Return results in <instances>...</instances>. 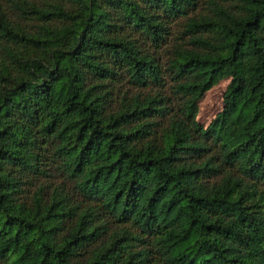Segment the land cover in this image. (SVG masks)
Masks as SVG:
<instances>
[{
  "label": "trees",
  "instance_id": "1",
  "mask_svg": "<svg viewBox=\"0 0 264 264\" xmlns=\"http://www.w3.org/2000/svg\"><path fill=\"white\" fill-rule=\"evenodd\" d=\"M0 264H264V0H0Z\"/></svg>",
  "mask_w": 264,
  "mask_h": 264
},
{
  "label": "rangeland",
  "instance_id": "2",
  "mask_svg": "<svg viewBox=\"0 0 264 264\" xmlns=\"http://www.w3.org/2000/svg\"><path fill=\"white\" fill-rule=\"evenodd\" d=\"M180 30V25L174 27V35L170 41L171 45L174 36H176ZM229 84L230 79L221 81L218 85L208 91L199 102V111L196 116V121L200 126L207 128L215 117L222 112L224 108L223 96Z\"/></svg>",
  "mask_w": 264,
  "mask_h": 264
}]
</instances>
